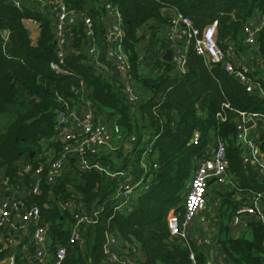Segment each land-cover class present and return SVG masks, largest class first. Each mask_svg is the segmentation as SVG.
I'll return each instance as SVG.
<instances>
[{
  "label": "trees",
  "instance_id": "obj_1",
  "mask_svg": "<svg viewBox=\"0 0 264 264\" xmlns=\"http://www.w3.org/2000/svg\"><path fill=\"white\" fill-rule=\"evenodd\" d=\"M89 0H69L80 13L92 16L98 29L105 12L98 0L86 10ZM123 19L124 46L131 61L136 84L147 89L151 97L141 106L143 125L140 130L133 125V113L124 102L120 90L108 78L96 74L94 67L83 62V55H69L64 67L67 74H58L51 63L56 62L53 32L48 19L41 13L26 8H15L0 0V171L13 183L25 156L36 165L37 154L31 157L34 147L53 140L56 135V115L61 108L60 98L74 99L77 89L85 83L92 91L91 101L98 110L110 109L112 116L119 115L127 133L138 136L141 150L151 146L150 157L158 169L154 171L150 188L140 197L130 215L114 210L109 190L111 180L97 171L80 174L66 172L53 183L41 175L40 195L28 193L27 205L35 204L49 224L52 247L68 246L69 253L63 264H105V245L108 235L121 237L129 243H137L145 253L142 264H209V247L191 241V248L178 238L171 237L168 216L171 212H183V195L198 163L207 156L216 138L225 142L229 174L236 182L233 191L219 195L222 209L215 219L217 233L212 235L231 264H264V222L250 218L246 233L232 238L229 229L233 216L243 201L252 195H262L264 179L251 165L243 163L242 150L237 144V123L245 115L258 114L264 118V67L254 66L259 87L248 92L244 84L225 69L224 62L212 64L199 55L193 47L188 51L187 71L180 77H172L171 62H163L167 75H143L139 65V46L143 36L139 31L150 21L169 23L163 15L164 8H172L188 18L196 29L204 30L218 23V41L226 50L229 45L243 52L244 25L256 13L264 16V0H114ZM34 20L41 26L37 44H33L24 20ZM159 25V26H160ZM76 47L81 48L85 38L82 26L75 30ZM261 63L264 66V27L259 33ZM228 104L229 107H225ZM72 107V104H70ZM223 112L227 120L217 116ZM135 129V130H134ZM151 132L144 140L145 132ZM199 139L193 141L195 134ZM145 141V142H144ZM59 145V143H57ZM142 144V145H141ZM261 153L264 155V130ZM104 165L117 169L108 156ZM33 170L25 178L31 186L37 180ZM29 188V187H28ZM71 195L79 196L87 204L101 203L102 211L95 227L92 249L76 244L70 246L72 216L59 207V202ZM10 248L0 243V264ZM194 252L195 260L190 258ZM14 264H21L17 256Z\"/></svg>",
  "mask_w": 264,
  "mask_h": 264
},
{
  "label": "built area",
  "instance_id": "obj_2",
  "mask_svg": "<svg viewBox=\"0 0 264 264\" xmlns=\"http://www.w3.org/2000/svg\"><path fill=\"white\" fill-rule=\"evenodd\" d=\"M105 10L109 23L103 28V46L101 45L94 19L84 13H80L71 6L69 0H6V3L15 8H26L30 11L39 12L50 22L53 41L56 53V62L51 66L58 74H67L69 70L64 67L67 56L83 55V62L94 67L96 74L100 77H109L108 67L114 68L123 76V90L125 93L124 102L133 113H137L138 102L142 99H149L151 93L147 89L139 87L132 74L131 61L124 46L125 31L123 19L118 5L114 0H98ZM263 16V15H262ZM82 26L85 34L81 48L74 47L75 30ZM264 27V16L261 25H256L250 20L244 25V46L255 47L258 45L259 33ZM164 38L169 49L173 50L171 63L173 70L169 71L164 66L155 68L151 75H167L180 77L187 71L188 51L191 47L205 57L209 63L216 64L224 62L226 71L234 78L245 85L248 92H253L258 77L254 75L255 68L237 59V50L232 45L228 47L230 58L227 59V51L218 41V23L210 24L204 30L196 29L188 18L180 14L170 18L165 25ZM167 51V49H166ZM104 54L102 60L100 55ZM105 62V63H104ZM263 68L261 60L258 66ZM264 93L262 90H259ZM63 103L56 115V135L52 142L46 141L40 147H34L32 154H37V164L29 162L25 156L20 163L16 175L17 181L13 183L5 174L0 179V243L5 248L15 249L12 260L18 256L21 264H63L68 256V246L55 244L52 247L49 224L42 215L41 209L35 205H27L26 195L32 193L40 195L41 175L44 174L46 182L57 181L66 172L73 170L80 174L97 171L104 174L111 185V201L114 210L124 215H130L140 197L150 188L154 171L158 169L155 159L150 157L151 146L141 150L138 146V136L135 133L126 135L125 141L129 146V153H132L131 162L117 169L102 163L112 150L113 141L118 137L117 125L108 122H101L96 111L91 107L86 114L78 119L75 128L71 124L75 118L73 99L66 101L60 98ZM72 104V107L71 105ZM225 107H229L225 104ZM242 120L237 123L236 141L242 150L243 163L253 166L264 179V158L261 153V146L252 139V135L246 123L253 121L254 125L264 130V118L258 114L245 115L241 113ZM217 116L222 122L227 120L223 112ZM198 134V133H196ZM199 135V134H198ZM197 135V139H198ZM59 143V145L57 144ZM118 143H122L119 139ZM31 154V157H33ZM207 156L203 158L196 167L187 189L183 195V212H171L168 216V228L171 237L178 238L182 244L191 248V241L202 247L215 246L212 235L217 233L215 218L203 216L201 221L207 224L204 231L192 232L194 220L199 211L205 210L208 206L209 183L214 180L223 188L231 180L225 142L216 138ZM33 170L37 180L31 186L25 185V178ZM29 187V188H28ZM25 193L23 197L19 195ZM59 207L71 213V233L69 244L74 247L82 245L92 238L95 227L98 223V216L102 211L101 203L95 201L87 204L79 196L61 200ZM250 216L260 222H264V201L262 195H252L249 204L242 203L233 216L231 224L239 225L244 217ZM29 230L31 241L22 237L23 233ZM20 234V235H19ZM105 253L109 264H142L136 255L139 245L126 251L119 247L117 237L107 236ZM134 251V252H133ZM190 258L195 263V254L192 251Z\"/></svg>",
  "mask_w": 264,
  "mask_h": 264
},
{
  "label": "crops",
  "instance_id": "obj_3",
  "mask_svg": "<svg viewBox=\"0 0 264 264\" xmlns=\"http://www.w3.org/2000/svg\"><path fill=\"white\" fill-rule=\"evenodd\" d=\"M94 4L95 3L93 1L92 6ZM97 4H100V3H97ZM86 5H85V9H86ZM92 6L89 9H91ZM89 9H86V10H89ZM177 14L178 13L175 9H172V8H164L163 9V15L167 19H170V18L176 16ZM262 18H263V16L261 14L256 13L251 20L254 24L261 25ZM108 23H109V20H108V18H106L105 12L103 11V16L101 17L100 25L97 29V36H98V39H99L102 46H103V41H102L103 28H104V26L106 27V25ZM24 24L27 27V29L30 31L33 44L34 45L37 44V42L40 38V34H41L40 24L35 22L34 20H28V19L24 20ZM159 25L160 24L155 22V21H150L148 25H145L139 31V34L143 36V40H142V42L139 46V50H138L140 72L143 75H151L153 70L155 68L159 67L158 66L159 64H161L163 62H168V61H165V59H164L166 49L167 50L169 49L167 44H166V40L164 38V29H165L166 24H162L160 26ZM75 43H76V36H75V41H74V47H76ZM100 57L102 60L105 59L103 53H101ZM237 59L239 61L245 63V64L252 65L253 67L258 65L259 61L262 59L261 49H260L259 43L255 47H245V49L242 53L237 52ZM105 65L107 66L108 72H109V77H107V78L109 80H111L117 86V88L120 90L122 97H125V93L123 90V84H122L123 79H124L123 76L119 72H117L114 68H112V67L109 68L106 63H105ZM91 91L92 90L85 83H83L82 86L79 89H77V91L75 93V97L73 99L75 114H76L77 118H75L73 120L71 127L75 128L78 124V119L82 115L86 114L89 110H91V107H92L96 111V115H98L97 120H99L101 122H108L111 125H117L118 130H121V132L118 133L119 134L118 137H116L114 139L113 145H112V150L109 152V154L107 156H108L109 161L111 160L115 165L126 166L132 160V153H129V150H128L129 146L126 144L127 141H125V138H124V137H126V135H128V133H127L128 131L124 127L123 120L119 115L112 116L110 109L100 111V110H98V108L93 107V103L91 101V97H92ZM260 95L263 96L264 93L260 92ZM146 100L147 99L142 98L138 102L137 114L133 118L132 123L135 127L137 126V128H138L137 130H140L141 126L144 123L143 114L141 112V106L146 102ZM248 129L250 131V134L252 135V139L257 143L258 147L260 148L261 139H262V130L260 129L259 126H256V125L248 128ZM197 135L198 134H195L193 141L197 140ZM151 136H152L151 132H148V131H147V133L145 132L144 140L151 139ZM119 139H122V143H120V144L118 143ZM198 139H199V135H198ZM140 148H141V146H140ZM263 158H264V156H263ZM1 177L2 176H0V179H1ZM230 178H231L230 182L228 184H226V187H224V188L220 184H218L216 181L212 182L209 185L210 187H209V191H208V206H207L209 208L207 210H202V211L198 212L197 217L193 222L194 226L189 231L190 233L196 232V231L202 233L204 231L207 224H204L201 220H199L200 217L202 218L203 216L209 215L211 218H215V217L219 216L218 213L222 209L221 199H220L219 195L223 196L224 193H228V192L233 191V189H235L236 185H237L235 178L233 176H231ZM214 193L219 194L218 195L219 198L217 200H213L212 204H210L212 197H210L209 194L214 195ZM24 195H25V193L23 192L19 196L23 197ZM236 195L240 196V199L244 200L243 203H245V204H249L251 201V200L242 198L241 197L242 194L240 192H236ZM250 218H251L250 216L244 217L243 221L237 226H234L231 224L230 229H229L230 236L232 238H238V237L242 236L244 233H246L247 224L249 223ZM22 237L25 238L27 241H31L30 231L26 230L23 233ZM93 241H94V237L93 236H92V238L89 237V239L83 244V246L85 248L92 249ZM117 241H118L119 247L121 249L125 250L127 255L130 252V249L136 248L135 245L137 243H129L128 241H125L121 237H117ZM209 254H210L209 264H231L230 260L224 255L222 249L220 247H217L216 244H215V246L209 247ZM136 255H138L137 257L139 258L141 263H143L145 261V259H146L145 253L140 248V246L138 248V251H136ZM8 261L9 260H7L6 264H14V261L12 259H11V262L8 263ZM5 262L6 261H4L3 263H5ZM105 264H109V262L107 261Z\"/></svg>",
  "mask_w": 264,
  "mask_h": 264
},
{
  "label": "water",
  "instance_id": "obj_4",
  "mask_svg": "<svg viewBox=\"0 0 264 264\" xmlns=\"http://www.w3.org/2000/svg\"><path fill=\"white\" fill-rule=\"evenodd\" d=\"M92 4H93V0H89L88 4L86 5V9H89V8L92 6ZM172 56H173V50H172V49H168V50L166 51V53H165V56H164L165 61L171 62V61H172ZM252 126H254V122H253V121H248V122L246 123V128H250V127H252ZM32 156H33V154H32ZM4 174H5L4 171H0V176H3ZM214 180H215V179H214ZM214 180H212V181L209 183V185H210L212 182H214ZM14 253H15V249L12 248V249L9 251L8 255H7V258H6V260H5L6 262H5V263L2 262L1 264H6V263H7V260H9L8 263L11 262V259H12V257L14 256Z\"/></svg>",
  "mask_w": 264,
  "mask_h": 264
},
{
  "label": "rangeland",
  "instance_id": "obj_5",
  "mask_svg": "<svg viewBox=\"0 0 264 264\" xmlns=\"http://www.w3.org/2000/svg\"><path fill=\"white\" fill-rule=\"evenodd\" d=\"M152 72V71H151ZM150 72V73H151ZM149 73V74H150ZM210 195V197H212V200H211V202H210V204H212V201L213 200H217L219 197H218V194L217 193H214V195H212V194H209ZM239 197V196H238ZM209 207H207L205 210H207ZM208 213V212H207ZM209 214V213H208ZM217 216V215H216ZM199 220H201V217H200V219ZM91 241V240H90ZM137 245V244H136ZM138 246V245H137Z\"/></svg>",
  "mask_w": 264,
  "mask_h": 264
}]
</instances>
